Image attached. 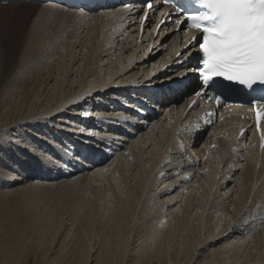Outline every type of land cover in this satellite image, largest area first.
<instances>
[{
    "label": "bare ground",
    "instance_id": "obj_1",
    "mask_svg": "<svg viewBox=\"0 0 264 264\" xmlns=\"http://www.w3.org/2000/svg\"><path fill=\"white\" fill-rule=\"evenodd\" d=\"M126 3L84 10L37 0L16 20L18 37L0 38L1 76L5 49L22 52L17 90L0 111V182L33 177L26 171L37 157L47 167L41 178L85 173L88 192L72 206L74 234L58 223L49 240L50 224H34L62 260L74 253L85 258L80 264H264V149L256 152L252 133L236 141L231 120L184 114L194 72L187 57L178 59L181 31L163 26L157 38L154 14L141 34L140 5L129 12ZM147 107L164 114L155 119ZM110 148L115 160L106 169L99 163ZM50 152L71 168L58 172L63 164ZM37 215L25 218L31 224ZM0 253V264H22Z\"/></svg>",
    "mask_w": 264,
    "mask_h": 264
},
{
    "label": "rangeland",
    "instance_id": "obj_2",
    "mask_svg": "<svg viewBox=\"0 0 264 264\" xmlns=\"http://www.w3.org/2000/svg\"><path fill=\"white\" fill-rule=\"evenodd\" d=\"M15 1L24 2V3L17 5L11 11H8L7 9L0 10V19H1L0 26L2 27V28L0 27V38L2 39V41L7 40L8 42H10L13 41L14 37H18V33L20 31H18L16 27L20 25L16 24V20L24 14V11L32 7L31 4L33 3L36 4V0L33 1L15 0ZM11 2L13 1L0 0V4L3 3L9 4ZM38 4L39 3H37V5ZM34 12L35 11H33L32 14L29 15L30 20H32L34 16ZM6 16H8L9 18ZM7 22L10 24H7ZM28 26L29 24L27 23V26L25 27L26 30H28L29 28ZM5 54H6L5 57L8 60H6V63L4 64L5 69L4 67L2 69L3 75L2 76L0 75L1 77L0 78V111L4 110V108L6 107V104L9 99V95L6 94H9V89L11 88L10 90H15V91L17 90L14 89L15 86H12V84H14L15 82L14 80L16 79L17 74H20L22 70L21 69L22 63L20 57L22 55V52H17V51L15 52L14 50H10L7 47V49H5ZM19 58H20V62L18 65ZM20 86H18V88ZM163 114H164V110L162 111L158 110L155 119H158ZM148 128L149 125L145 126L143 131H145V129L147 130ZM209 130L210 127L207 126L206 129L201 132L200 140L198 141L199 147L203 145V143L207 139ZM124 144L125 145H123L119 149L121 152L122 151L126 152L129 146L128 142L127 143L125 142ZM66 150H69L70 153H73L72 150L69 148H66ZM107 156L104 157L99 163V165H103V167H105L106 169L109 168L111 165L110 163L115 160L114 149L109 150ZM52 158L53 157L51 156V159ZM35 163H37L38 166H40L38 160H35ZM200 165L202 166V163ZM38 166L33 167L31 163V167L26 171V174L33 173L32 174L33 177L36 178L30 177L29 175L28 180L24 178L20 182H16L15 184L12 183V185L11 184L6 185L5 183L0 182V252H3L4 255L8 254L9 258L13 262L15 261L21 262L22 264H80V261L81 260L84 261L85 259L82 255L79 256V258H75L73 256L74 253H72L65 260H62L59 253L55 250V248H53L51 243L52 241L49 240L50 239L53 240L54 237L53 234L55 232V228H57L58 226V223L61 226L65 227L64 229L65 233L66 230L67 231L70 230L68 233V237L74 234V228L71 226L72 215H73L72 206L76 205L77 202L81 203L85 199L86 196L85 194L88 192V185L86 183V180L83 181L81 179L82 177H80L85 173L81 171H77V173L71 174L69 176H58L56 174H51V177L49 179H46V178H41L40 176L37 175L39 171L46 172L47 167L46 168L41 167V170H39L40 168H38ZM67 168H71V167L67 164H63V167L61 169H57V171L62 174L63 171L67 170ZM53 172L56 171L54 170ZM37 177L40 178L37 179ZM66 180H68L69 182ZM101 185L103 186V184ZM29 211H32L33 213L35 211L37 212V214H39L34 218L35 220L34 222L32 221L31 224L28 221V219H26L27 215L29 217ZM38 219H40V222ZM36 222H38L41 225L45 223L50 224L52 230H50L49 232V236H50V238H48L49 240L47 239L48 236L45 239H43L45 241H43L41 237L39 238L37 236L41 232L35 229V227L37 226ZM34 224L36 226H34ZM25 226L26 229H24ZM19 232L22 233L24 236L19 234ZM1 256L2 254L0 253V258ZM17 259L19 260L17 261ZM87 264L90 263L88 262Z\"/></svg>",
    "mask_w": 264,
    "mask_h": 264
},
{
    "label": "snow or ice",
    "instance_id": "obj_3",
    "mask_svg": "<svg viewBox=\"0 0 264 264\" xmlns=\"http://www.w3.org/2000/svg\"><path fill=\"white\" fill-rule=\"evenodd\" d=\"M193 2L206 11L190 10L191 5L187 0H160L159 3L157 0H129L131 7L127 3L120 6L132 12L137 4L140 5L137 11L143 14L139 19L140 28L143 30L146 23H152L155 13L164 5H168L171 11L163 13L161 24L155 25L157 38L163 31V26L170 27L171 24H175L178 30L183 26L184 29L191 28L201 32L202 42L196 37H191L187 50L178 54V59L184 61L187 57L185 63L196 70L194 75L187 77L191 83L186 87L191 89V95L213 101L217 106H224L228 97L218 89L227 90L239 85L246 90H254L256 87L264 90V74H250V66L257 55V45L251 39L252 29L246 27L240 20V17L250 13L238 12L226 7H213L206 0H193ZM173 12L176 14L174 18H172ZM185 71L187 72L188 69L186 68ZM214 78H222V80H214ZM174 80L182 83L184 78ZM188 94L184 92L181 98ZM199 102L200 100L194 99L191 105L198 106ZM252 104L258 106L257 121H259L264 114V101L254 99ZM48 155L60 162L58 167L60 164L69 163L59 152ZM37 160L41 166L46 167L44 159L37 157Z\"/></svg>",
    "mask_w": 264,
    "mask_h": 264
}]
</instances>
